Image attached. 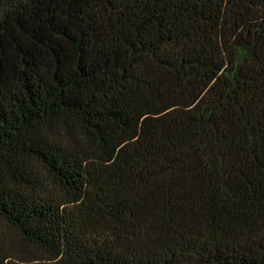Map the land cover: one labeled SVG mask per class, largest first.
<instances>
[{
  "label": "trees",
  "instance_id": "16d2710c",
  "mask_svg": "<svg viewBox=\"0 0 264 264\" xmlns=\"http://www.w3.org/2000/svg\"><path fill=\"white\" fill-rule=\"evenodd\" d=\"M0 264H264V0H0Z\"/></svg>",
  "mask_w": 264,
  "mask_h": 264
}]
</instances>
